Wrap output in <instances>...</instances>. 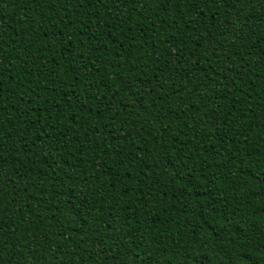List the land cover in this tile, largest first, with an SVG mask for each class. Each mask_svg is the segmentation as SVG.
I'll use <instances>...</instances> for the list:
<instances>
[{
    "label": "trees",
    "instance_id": "16d2710c",
    "mask_svg": "<svg viewBox=\"0 0 264 264\" xmlns=\"http://www.w3.org/2000/svg\"><path fill=\"white\" fill-rule=\"evenodd\" d=\"M0 264H264V0H0Z\"/></svg>",
    "mask_w": 264,
    "mask_h": 264
}]
</instances>
